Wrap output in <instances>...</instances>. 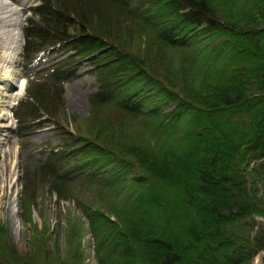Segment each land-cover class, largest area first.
Masks as SVG:
<instances>
[{"label":"trees","instance_id":"16d2710c","mask_svg":"<svg viewBox=\"0 0 264 264\" xmlns=\"http://www.w3.org/2000/svg\"><path fill=\"white\" fill-rule=\"evenodd\" d=\"M37 1L21 28L26 83L12 115L20 135L45 116L60 141L22 167V220L47 191L87 228L69 212L63 253L45 229L22 253L0 223V264H86L87 232L96 264H255L264 0ZM85 62L91 112L68 128L63 85Z\"/></svg>","mask_w":264,"mask_h":264},{"label":"rangeland","instance_id":"374dc122","mask_svg":"<svg viewBox=\"0 0 264 264\" xmlns=\"http://www.w3.org/2000/svg\"><path fill=\"white\" fill-rule=\"evenodd\" d=\"M8 1L19 6L21 10L20 34L21 41H23L21 28L26 22L27 15L30 14L28 7L38 1ZM47 60L48 58L46 57L39 63L43 65ZM19 61L20 80L24 81L25 87L26 77L21 70L22 57H20ZM95 88V76L88 71L86 62L80 65L77 74L64 82L62 95L63 111L60 120L65 127L73 128L76 120L90 115L91 105L88 96ZM16 90L17 84L13 83L7 92L14 93ZM24 92L23 88L22 93L10 106V117L0 118V149H2L0 162L3 167V175L7 173V176L14 178L13 182L7 187L4 186V183H0V223L7 231L9 242L22 253L31 250L30 239L32 235L43 229L47 230V235H50V246L56 248L59 253H63L66 248L65 216H67V213L74 214L80 220L81 226L87 228L84 219L72 203L43 191L37 205L32 209V223H24L22 220L24 214L20 202L22 167L25 164L32 165L42 149L53 146L60 141V134L54 122L44 120L45 116L41 117V124L34 125L24 135L18 134L16 130L17 123L12 115V109L17 104V101L23 97ZM11 150L13 151L12 156L9 155ZM10 159L14 161L13 165ZM4 188L7 193L3 196ZM83 245L86 251V264H96L93 252V239L89 232L83 238Z\"/></svg>","mask_w":264,"mask_h":264},{"label":"bare ground","instance_id":"6f19581e","mask_svg":"<svg viewBox=\"0 0 264 264\" xmlns=\"http://www.w3.org/2000/svg\"><path fill=\"white\" fill-rule=\"evenodd\" d=\"M19 6L10 3L8 0H0V118L9 116V108L13 101L22 93L24 81L20 80V70L18 62L20 60L21 34L20 25L22 18ZM17 84V90L14 93H8L12 84ZM2 152V149H0ZM5 155V152H4ZM9 155H13L10 151ZM10 156V157H11ZM13 165V160L10 159ZM0 162V183L9 186L14 178L3 175V169ZM7 193L4 188L3 196ZM8 196V195H7ZM9 198V196H8Z\"/></svg>","mask_w":264,"mask_h":264},{"label":"water","instance_id":"95a60500","mask_svg":"<svg viewBox=\"0 0 264 264\" xmlns=\"http://www.w3.org/2000/svg\"><path fill=\"white\" fill-rule=\"evenodd\" d=\"M21 46H22V43H21ZM20 57H22V51H21V49H20ZM19 63H20V61H19ZM263 258H264V250H262L261 252H259V254L257 255L256 260H255V264H262Z\"/></svg>","mask_w":264,"mask_h":264}]
</instances>
